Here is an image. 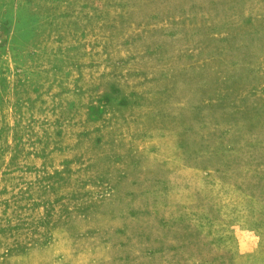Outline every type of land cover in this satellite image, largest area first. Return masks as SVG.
<instances>
[{"label": "rangeland", "instance_id": "1", "mask_svg": "<svg viewBox=\"0 0 264 264\" xmlns=\"http://www.w3.org/2000/svg\"><path fill=\"white\" fill-rule=\"evenodd\" d=\"M0 264H264V0H0Z\"/></svg>", "mask_w": 264, "mask_h": 264}]
</instances>
